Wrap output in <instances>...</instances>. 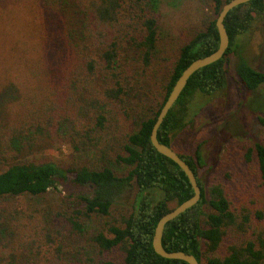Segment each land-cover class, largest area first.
Here are the masks:
<instances>
[{"label": "trees", "instance_id": "1", "mask_svg": "<svg viewBox=\"0 0 264 264\" xmlns=\"http://www.w3.org/2000/svg\"><path fill=\"white\" fill-rule=\"evenodd\" d=\"M210 1L204 30L165 59L157 0H0L1 17L21 14L15 34L0 25V264H189L153 247L159 219L194 189L157 151L151 132L184 69L219 46L216 17L230 0ZM259 17L264 0L228 14L226 55L191 76L159 129L161 142L172 146L194 121V99L225 90L231 54L245 99L263 101L252 109L264 126V70L241 43ZM63 142L90 158L30 157ZM180 155L202 197L166 225L164 247L193 253L200 264H264V206L234 202L224 182L201 175L200 147ZM254 157L264 182L263 141L244 152L247 163ZM50 192L61 196L57 206L19 210L12 203Z\"/></svg>", "mask_w": 264, "mask_h": 264}, {"label": "rangeland", "instance_id": "2", "mask_svg": "<svg viewBox=\"0 0 264 264\" xmlns=\"http://www.w3.org/2000/svg\"><path fill=\"white\" fill-rule=\"evenodd\" d=\"M157 3L160 26L159 54L168 59L199 31L204 30L212 13L211 1L157 0ZM6 14L4 13V17L0 16V25L15 34L21 23L20 11ZM241 43L250 63L264 70V17L257 18L251 31L241 37ZM231 57L225 90L211 99L201 97L192 101V107L196 111L194 121L174 136L172 147L184 155H193L200 147L206 161L201 175L209 180L217 177L224 182L234 202L263 207L264 182L257 172L255 157L251 163L244 160V152L248 147L253 146L256 140L264 142V126L257 121L252 109V106L257 107L263 101L245 99L248 92L236 78L235 56L231 54ZM262 91L264 92V89ZM47 148L46 152L34 150L30 157L54 158L66 164H83L90 158L88 153L75 151L68 142ZM4 163L3 159H0V167ZM135 193L134 191L133 196ZM60 198L59 193L50 192L39 199L18 197L13 199L12 203L19 210H28L34 206H57ZM129 201L124 200L122 203Z\"/></svg>", "mask_w": 264, "mask_h": 264}, {"label": "water", "instance_id": "3", "mask_svg": "<svg viewBox=\"0 0 264 264\" xmlns=\"http://www.w3.org/2000/svg\"><path fill=\"white\" fill-rule=\"evenodd\" d=\"M249 1L251 0H230L222 6L219 14L216 17V26L219 32L218 48L209 55L195 59L184 69V71L181 73V75L173 85L168 98L160 109L151 132V142L157 149V151L175 161L183 169L194 189V194L190 198L165 213L159 219L156 225L153 236V247L159 255L165 258L181 259L188 262L189 264H200L199 260L193 253L185 252L182 250H167L163 245V236L165 233L166 225L170 221L177 218L183 212L192 209L201 200L202 188L200 186L198 176L196 175L193 168L172 146L167 145L158 139V132L167 115L183 93L191 76L199 69L222 59L226 55L227 50L230 46V36L225 25V20L228 14L234 8L238 7L239 5H244Z\"/></svg>", "mask_w": 264, "mask_h": 264}]
</instances>
